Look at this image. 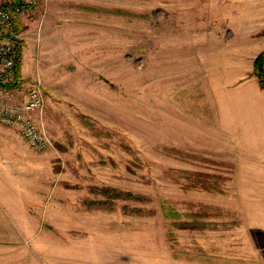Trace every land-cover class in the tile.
<instances>
[{
    "label": "rangeland",
    "instance_id": "obj_1",
    "mask_svg": "<svg viewBox=\"0 0 264 264\" xmlns=\"http://www.w3.org/2000/svg\"><path fill=\"white\" fill-rule=\"evenodd\" d=\"M18 33L6 85L41 84L51 140L6 125L28 149V263L245 264L264 119L231 132L229 101L264 97V0H37Z\"/></svg>",
    "mask_w": 264,
    "mask_h": 264
},
{
    "label": "crops",
    "instance_id": "obj_2",
    "mask_svg": "<svg viewBox=\"0 0 264 264\" xmlns=\"http://www.w3.org/2000/svg\"><path fill=\"white\" fill-rule=\"evenodd\" d=\"M254 110L258 111V115L264 119V97L261 96L258 104H254L247 98H231L229 101V124L234 129L232 128L230 131L241 134L249 133L247 117ZM15 131L0 124V264H29L28 258L22 252L25 230L30 224L29 205L23 202L24 196L30 197V193H28L30 191L29 157L27 156L28 149L22 150L21 143L13 140L12 135H15ZM245 140L243 138L240 141L239 149L248 146ZM255 159V165L260 172L262 186H264V153ZM251 163L253 164V162ZM32 190L34 195L35 188L32 187ZM247 192L249 193V190L246 189L245 195L248 194ZM250 194L252 197H259L264 202V189L261 192L256 189ZM252 197L250 196L251 203L247 204L244 209V245L246 246L244 263L264 264V204L255 205L258 200L253 201ZM14 251L16 252L14 253ZM237 258L235 257V259Z\"/></svg>",
    "mask_w": 264,
    "mask_h": 264
},
{
    "label": "built area",
    "instance_id": "obj_3",
    "mask_svg": "<svg viewBox=\"0 0 264 264\" xmlns=\"http://www.w3.org/2000/svg\"><path fill=\"white\" fill-rule=\"evenodd\" d=\"M36 1L0 2V123L14 128L30 147L45 150L51 140L38 118L45 99L41 84L34 82L25 98L19 101L12 100L13 92L6 85L15 61L12 40L19 36L18 16Z\"/></svg>",
    "mask_w": 264,
    "mask_h": 264
},
{
    "label": "trees",
    "instance_id": "obj_4",
    "mask_svg": "<svg viewBox=\"0 0 264 264\" xmlns=\"http://www.w3.org/2000/svg\"><path fill=\"white\" fill-rule=\"evenodd\" d=\"M18 0H11L12 3L17 2ZM18 30V28H17ZM14 45L13 49H15V61L13 65V72L15 74V77L19 75V67H20V62H21V41H19L18 38L14 39ZM253 69L254 72L256 73L258 83L261 86L262 89H264V50H262L254 59L253 61ZM17 78H14V81L11 83V85L16 83ZM108 191V190H106ZM125 195H130V193H125Z\"/></svg>",
    "mask_w": 264,
    "mask_h": 264
}]
</instances>
